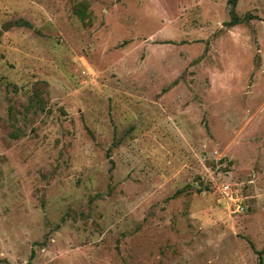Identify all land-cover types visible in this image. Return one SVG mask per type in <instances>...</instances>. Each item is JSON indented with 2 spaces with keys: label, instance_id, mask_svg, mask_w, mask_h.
I'll list each match as a JSON object with an SVG mask.
<instances>
[{
  "label": "rangeland",
  "instance_id": "rangeland-1",
  "mask_svg": "<svg viewBox=\"0 0 264 264\" xmlns=\"http://www.w3.org/2000/svg\"><path fill=\"white\" fill-rule=\"evenodd\" d=\"M263 251L264 0H0V264Z\"/></svg>",
  "mask_w": 264,
  "mask_h": 264
},
{
  "label": "built area",
  "instance_id": "built-area-1",
  "mask_svg": "<svg viewBox=\"0 0 264 264\" xmlns=\"http://www.w3.org/2000/svg\"><path fill=\"white\" fill-rule=\"evenodd\" d=\"M222 203L231 215H245L248 211L245 199L240 196L237 188L229 183L222 184L219 189Z\"/></svg>",
  "mask_w": 264,
  "mask_h": 264
},
{
  "label": "trees",
  "instance_id": "trees-1",
  "mask_svg": "<svg viewBox=\"0 0 264 264\" xmlns=\"http://www.w3.org/2000/svg\"><path fill=\"white\" fill-rule=\"evenodd\" d=\"M237 2L238 0H229V4L232 6V14L234 15L235 14V9L237 7ZM236 22V18L235 17H232V20H231V25H236L237 22ZM264 254V251L259 253V257H260V264H263L262 263V255Z\"/></svg>",
  "mask_w": 264,
  "mask_h": 264
},
{
  "label": "water",
  "instance_id": "water-1",
  "mask_svg": "<svg viewBox=\"0 0 264 264\" xmlns=\"http://www.w3.org/2000/svg\"><path fill=\"white\" fill-rule=\"evenodd\" d=\"M9 29V25L2 28L3 31H7Z\"/></svg>",
  "mask_w": 264,
  "mask_h": 264
}]
</instances>
